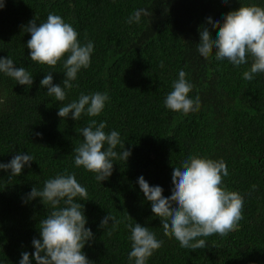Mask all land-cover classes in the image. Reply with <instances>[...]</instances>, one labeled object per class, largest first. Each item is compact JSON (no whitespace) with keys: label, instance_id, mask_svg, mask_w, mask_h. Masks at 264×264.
I'll list each match as a JSON object with an SVG mask.
<instances>
[{"label":"trees","instance_id":"16d2710c","mask_svg":"<svg viewBox=\"0 0 264 264\" xmlns=\"http://www.w3.org/2000/svg\"><path fill=\"white\" fill-rule=\"evenodd\" d=\"M4 4L0 58L10 57L16 67H24L33 83L21 86L0 73V163H9L17 154H30L33 161L11 179L10 170H0V264H19L24 252L35 264L32 241L40 239L39 223L52 209L40 198L27 197L34 186L42 190L47 179L65 170L75 173L87 190V200L76 202L83 205L85 227L93 233L82 249L92 264H134L128 259L127 225L135 223L163 241L146 264H264V73L246 81L242 77L250 60L235 66L217 61L215 50L208 59L197 51L202 26L209 28L213 39L218 32L207 18L222 21L241 6L264 8V0H4ZM138 9L151 15L127 23ZM49 13L70 23L82 45L88 41L94 45L90 66L78 72L62 102L49 96L40 81L52 72L53 84L62 86L67 56L54 68L37 65L26 47L30 34L23 30L33 18L38 24L45 22ZM180 70L193 86L189 98H200L199 110L187 115L164 106ZM96 92L109 96L99 116L82 114L77 121L71 113L58 117L60 106L81 93ZM90 119L106 122L105 132L118 131L124 149L131 152L126 162L114 160L112 175L101 182L74 165V149L83 141L80 130ZM122 150L119 145L115 149ZM193 155L223 160L228 175L221 186L239 193L244 202L237 228L226 236L198 238L205 239L206 247L195 252L164 236L137 183L143 176L169 197L173 168ZM108 214L120 221L115 229L111 221L106 228L99 227Z\"/></svg>","mask_w":264,"mask_h":264},{"label":"clouds","instance_id":"9594fccd","mask_svg":"<svg viewBox=\"0 0 264 264\" xmlns=\"http://www.w3.org/2000/svg\"><path fill=\"white\" fill-rule=\"evenodd\" d=\"M5 6L0 0V9ZM149 16L145 9H138L129 17L127 23H139L141 16ZM206 23L212 30H217L213 39L209 28L201 27L200 41L197 51L201 57L208 59L215 50L217 61L227 60L232 65L240 66L251 61L250 67L243 72V79L252 81L256 74L264 73V8L256 5L241 6L230 11L222 21L207 18ZM25 32L30 34L26 47L29 58L37 65L54 68L67 56L63 63L64 80L61 85L53 84L52 72H48L40 81V87L47 89L49 96L62 102L66 99V90L73 88V81L81 69L90 66L94 45L91 41L81 44L78 33L70 23L53 13H49L46 21L37 23L33 18ZM163 67V62H161ZM0 73L13 78L21 86L31 87L33 75L24 67H16L10 57L0 58ZM192 85L186 79V73L180 70L178 79L172 84V91L166 96L164 106L174 112L187 115L198 111L200 98L190 99L188 94ZM109 100L107 92L93 94L81 93L78 99L60 106L58 117L77 121L82 114L97 117ZM106 122L90 119L80 132L82 143L74 149V165L95 175L98 182L107 180L112 175L113 161L126 162L131 155L124 149L120 133L116 130L105 132ZM39 136V133H36ZM105 145L107 148L105 149ZM123 150L115 151L117 146ZM33 161L30 154H17L7 164L0 163V170L9 171V179L21 174L25 165ZM228 175L223 160H212L190 156L182 161L181 166L173 168L171 174V195L163 196L160 186H150L140 176L137 180L139 188L147 202L151 204V212L158 217L164 236L174 238L182 248L197 249L206 247L205 239L213 234L226 236L234 231L243 218V197L234 191L223 188V177ZM255 189V185L252 186ZM40 198L43 205H49L51 212L39 223L40 239H33L35 249L31 254L35 264H92L82 252L85 244L93 239L87 223L83 205L76 202L87 200V190L76 179L75 173H64L44 182L42 190L35 186L27 199ZM130 218V217H129ZM131 219V218H130ZM112 222L115 229L120 221L108 214L100 222V228H106ZM130 230L131 251L129 261L134 264H146L153 253L162 247L163 241L147 227L138 223L127 225ZM111 235V232H108ZM19 264H30L29 253H22Z\"/></svg>","mask_w":264,"mask_h":264}]
</instances>
